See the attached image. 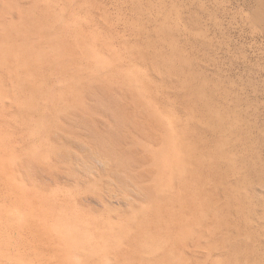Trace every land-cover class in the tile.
I'll use <instances>...</instances> for the list:
<instances>
[{
	"label": "rangeland",
	"instance_id": "1",
	"mask_svg": "<svg viewBox=\"0 0 264 264\" xmlns=\"http://www.w3.org/2000/svg\"><path fill=\"white\" fill-rule=\"evenodd\" d=\"M259 10L261 0H0V148L10 164L26 146L38 151L33 189L46 190L34 193L35 224L69 218L52 223L56 231L47 221L49 230L73 227L80 238L47 244L37 233L29 253L18 249L20 262L264 264ZM79 50L98 53L101 74L121 84L83 94L81 68L94 69ZM129 68L157 111L122 84ZM94 159L106 165L85 172ZM167 176L197 214L150 233L134 211L160 202Z\"/></svg>",
	"mask_w": 264,
	"mask_h": 264
},
{
	"label": "bare ground",
	"instance_id": "2",
	"mask_svg": "<svg viewBox=\"0 0 264 264\" xmlns=\"http://www.w3.org/2000/svg\"><path fill=\"white\" fill-rule=\"evenodd\" d=\"M261 4L264 5V0H261ZM257 18L260 22L264 23V12L259 10L257 13ZM78 35H80V34H78ZM80 52H81V55H80L81 58L83 57L87 61H89V59L91 58L90 60L92 61V63L91 62L90 63L92 64L93 69H94L93 75H91V72L87 67H86V69L81 68L80 88H81V91H84L83 94L87 95V94L92 93L93 95H95L98 92V94L100 93V95H101L102 93H101L100 88H102L104 93L105 92L110 93L114 90V88L116 86L121 84L119 82L118 78H116L115 76L112 75L110 77H104V75L101 74L102 68L104 71V67H103V64L101 63V58H100L101 56H99L98 53L91 51L90 55L87 56L88 54H84L82 51H80ZM110 65H112V64L110 63ZM85 71H86L87 75L83 74V72H85ZM100 75H102V76H100ZM124 75L126 77V81L123 80L124 82L122 84L128 88V90L133 94V96L142 98L144 101L147 102L149 107H151L153 110L155 109L157 111V107L156 108L154 107V106H156V104L147 98L148 97V91L145 88L146 86L143 84L144 82L141 80V82L139 83L138 74H134L133 68L132 69L129 68V69L125 70ZM85 91H87V92H85ZM107 95H109V94H107ZM110 116H112V115H110ZM29 142L32 143L33 141L32 142L29 141ZM29 142L27 143V145H30ZM19 145H18L17 149H19ZM26 147H27V149L29 147V150H31L30 149L31 146H26ZM26 147L24 149H26ZM6 148H4V149H6ZM14 148H16V147L14 146ZM36 148H38V147H36ZM27 149H26V151H27ZM40 150H41V147H40L39 151ZM26 151H24V152H26ZM4 152H6V151L3 150V148H0V264H23V262L19 261L20 258H19L18 252L22 248V249L26 250L25 252L29 253V249L31 248V246L33 245L34 241L36 240V238L38 236L37 233L40 236L38 238H41L40 239L41 241H44V242L46 241L47 244H48L49 240H51V241L53 240V242L55 243L54 240H56V241L60 240L61 241V239H63V238H65L63 242H65V240L69 238V240L73 241V243H77L73 239L76 238L78 241L80 238H78L79 235L78 236L76 235L78 233L75 231V229H72L73 227L70 230L71 233L68 230V233H70V234L63 235L61 231H60L61 233L60 232L53 233L52 230H49V228H51V226L49 227V225H52V227L54 228L52 223H55L56 221L52 222L49 220L50 221L49 222L47 219H45L48 216L45 217L44 215L40 216L39 219H41V217H45V218H43V220H46L45 222L47 223V225H48V222L50 223L48 225V227L46 225H44L47 227V229L45 227V231L42 230L43 232L41 231L42 233H40V229H38L37 227H40V228L43 227L42 229H44L43 224L45 222L42 221L40 223V226H39V225H37V223L39 224L40 220L37 219V221L38 220L39 221L35 224V222H36V219H35L36 215L35 214H38V211H35V207H34V205H36L34 202L35 201L34 200V193L42 192V190H44V189H42V187L41 188L34 187V189L35 188L36 189L35 190L33 189V185H35L36 183L33 182L34 176L32 177V167L30 164L32 163V160H35L34 159L35 156H36V159L40 158L39 157L40 155L39 156H37L38 154L36 155V152H38V151L34 152L35 156H33V157L30 156L31 154H33L32 150L30 152L31 154L29 153V151H27L26 154L24 152H23L24 154L23 153L18 154V158L16 157L14 159V157H12L15 161H12V159H11V164H10L9 159L7 160V158H6L7 156L5 157L6 153L4 154ZM15 152H13L12 156H14L19 151L16 153ZM44 156L45 155H43V156L41 155V157H43V158L47 157V156H45V157ZM38 159L36 161H40ZM94 162L96 165H86L84 163V165L82 166L83 170L87 173H96L95 166L102 168V166L106 165V162H104L100 159H94ZM96 169H98V168H96ZM177 174H178V176L182 177V175H180L179 173H177ZM166 175H169V173ZM174 175H176V173ZM160 177H161L160 182H162L163 175H158L157 177L156 176H150V179L154 180L153 185H156L159 182L158 178H160ZM173 178L174 177H172V176L166 177V184H168V185H166V187L159 186L160 188H162L160 190V194H159V201L160 202H158V204L156 202L152 203V205L156 204V207L157 206L162 207L164 204L162 209L160 207V209H158V211H157L156 208L154 207V205L152 206L153 207L152 210L150 208L149 209L143 208L145 210V212H148V214L146 213L147 215L143 211L142 207L138 208V209L135 208L138 212L136 210L134 211L133 210L134 208L132 209L135 213H137V214L139 213L138 215H144V217L147 216L149 218L148 220L145 218L146 222H144L145 219L143 220V222H140L139 220H137V222L139 221L140 223H142V224H140L138 222L140 224V226L146 224L148 221V226L144 225L145 228H147L148 232L151 230V228H152L151 226L155 223H156L157 227H159V228H161V226L163 225L165 230L174 229L175 227L177 228L179 221L186 223V225H188V223H190L191 221L188 220L187 216L192 215V214H197V210L193 209L191 206V202H192L191 196L190 195L186 196L185 193H182L180 191V190L185 191L186 190L185 186H184V188L176 189L174 187L175 184L173 183V181H174ZM35 180L36 179H34V181ZM41 180H42V178H41ZM41 180H39V182ZM44 180L45 179H43V181ZM36 182H38V180H36ZM38 185L41 186L40 184H38ZM37 188H38V190L40 189V191H36ZM45 190L43 191V193L45 192ZM168 192H169V194H167ZM178 197H180L181 199L178 200L177 199ZM66 200H67V198H66ZM152 201H154V200H152ZM155 201H158V200L156 199ZM54 203H56V202H53L51 205H53ZM60 203H62V202L60 201ZM159 203H161V205H159ZM45 204L46 203H44L43 205H45ZM47 204H49V203H47ZM60 205H62V204H60ZM40 206H39V208L41 209ZM54 206H58V207H60V209H62V207H63V206L61 207V206L55 205V204H54ZM44 207H42V208H44ZM50 207L51 206H49V208ZM37 208H38V206H37ZM46 208H44V210ZM49 208H48V210H50V211L54 210L53 206H52L53 209H49ZM40 209H39V212L41 211ZM139 209L142 210V213ZM154 209H155V211H154ZM54 211H56V210H54ZM35 212H37V213H35ZM68 212H70V211H68ZM68 212H67V214H68ZM150 212H151V214H154V215H155V212H156V215L158 213L159 217L158 216H156V217L159 219H156V218L153 219L154 216L152 217L149 214ZM56 213H57V211H56ZM135 213H133V216L136 217L137 214H135ZM49 214H51V213H49ZM57 215H59V213H57ZM138 215H137V217H138ZM55 216H53V217H55ZM49 217H50V215H49ZM49 217H48V219H49ZM56 217L57 218H55V219L59 220V222L57 221V223H55L57 225L59 223V224H61V226H63L62 224H68L69 223V221H68L69 218H65L64 223H60V221H61L60 219H63V217L62 218H60L58 216H56ZM135 217L133 219L134 222L136 221V219H138L137 217L136 218ZM154 220H156V221H154ZM158 220H160V222ZM66 221H68V222L66 223ZM134 222L131 224L134 225L135 223H137V222H135V223ZM41 224H42V226H41ZM137 224H135L134 226H136ZM165 225H167L168 228ZM134 226H132V227H134ZM144 226H142V227H144ZM59 228H60V226H59ZM55 229L56 228H54L53 230H55ZM64 229H67V227H64ZM64 229H63V232H64ZM73 231H75L76 233H74ZM187 231L188 230H186V232ZM181 232L185 233V231H181ZM65 233H67V232L65 231ZM150 233H151V231H150ZM41 234H43V237L41 236ZM198 235H199V233L195 232L194 237L196 238V240L200 238V237H197ZM66 237H68V238H66ZM82 237H85V234ZM85 239H86V241L88 240L87 238H84V240ZM143 241L145 242L148 240L145 238ZM44 242H42V243H44ZM66 242H68V241L66 240ZM49 244H51V242ZM195 244H197V243H195ZM13 245H14V248H13ZM164 250L165 249H162V248L157 250V253L159 252L157 255L161 254L162 258L168 259L169 258L168 253L165 252ZM23 253H24V251H23ZM25 264H31V263L28 261Z\"/></svg>",
	"mask_w": 264,
	"mask_h": 264
}]
</instances>
